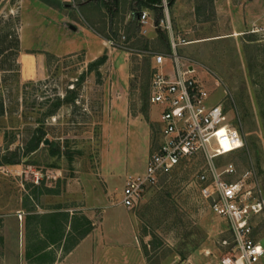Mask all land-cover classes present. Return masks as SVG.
Here are the masks:
<instances>
[{
	"label": "rangeland",
	"instance_id": "1",
	"mask_svg": "<svg viewBox=\"0 0 264 264\" xmlns=\"http://www.w3.org/2000/svg\"><path fill=\"white\" fill-rule=\"evenodd\" d=\"M212 1L198 2L187 36L164 12L159 28L167 41L115 33L94 57L80 47L62 56L43 51V0H0V264H59L88 229L116 221L135 246L130 264H214L231 253L225 221L194 184L201 157L149 188L133 208L119 205L123 177L140 171L157 145L152 57L170 56L171 35L185 41L178 55L242 136L243 147L218 167L232 164L233 180L249 172L247 183L264 198V28L231 37ZM35 136L42 141L32 151ZM253 226L264 246V212Z\"/></svg>",
	"mask_w": 264,
	"mask_h": 264
},
{
	"label": "built area",
	"instance_id": "2",
	"mask_svg": "<svg viewBox=\"0 0 264 264\" xmlns=\"http://www.w3.org/2000/svg\"><path fill=\"white\" fill-rule=\"evenodd\" d=\"M146 20L143 12L140 23ZM184 43L172 39L170 56L152 57L155 70L149 100L159 108L157 145L144 171L125 179L119 203L133 208L149 188L201 157L204 168L194 184L209 210L225 221L232 239L231 253L214 264H264V246L255 239L253 226L254 218L264 212L261 188L247 183L249 172L233 180L236 169L232 164L218 167L220 158L243 147V139L228 123L223 104L211 100L192 65L182 62L177 50Z\"/></svg>",
	"mask_w": 264,
	"mask_h": 264
},
{
	"label": "crops",
	"instance_id": "3",
	"mask_svg": "<svg viewBox=\"0 0 264 264\" xmlns=\"http://www.w3.org/2000/svg\"><path fill=\"white\" fill-rule=\"evenodd\" d=\"M212 2L217 22L226 27L231 37L246 30L252 31L253 27L264 28V6L257 8L256 0ZM40 4L43 7V40L49 42V47H45L43 51L56 56H62L65 50L72 53L76 47H80L97 57L108 50L110 36L115 33L126 38L137 31L145 41H152L157 36L153 11L143 7L137 0H43ZM163 7L165 15L171 17L174 29L183 33L181 36L192 33L189 31L190 27H187L198 22L197 0H175L170 9L163 0ZM143 12L147 13V20L141 24L140 16ZM172 39L177 40L171 35L170 41ZM192 43L196 41L187 45ZM179 47H186V43ZM182 53L183 56L191 58L184 50ZM181 58L186 63V59ZM145 164L133 175L142 173ZM127 175L122 179L123 188ZM119 205L122 206L120 203ZM113 224L102 231L93 228L89 235L73 246L59 264H130L128 250H133L135 246L128 239L126 228L118 225L117 221ZM140 264H144L142 258Z\"/></svg>",
	"mask_w": 264,
	"mask_h": 264
},
{
	"label": "trees",
	"instance_id": "4",
	"mask_svg": "<svg viewBox=\"0 0 264 264\" xmlns=\"http://www.w3.org/2000/svg\"><path fill=\"white\" fill-rule=\"evenodd\" d=\"M139 2V4H141L143 7H146L150 10L153 11L154 13V19L156 20L154 22V27L156 28V33L158 35V39H161V40H164V41H167V34L164 32V31H161L160 30V22H163L164 21V7H163V0H137ZM166 1V6L168 9L171 8V6L173 5V3L175 2V0H165ZM198 1L200 0H197V7H196V14H197V17L199 16L198 14ZM157 17V19H156ZM42 141V138L41 136H35L34 137V140H33V145L32 146V151L36 150L38 145L40 144V142ZM93 230V228L91 227L90 229H88L84 235L81 236V238L79 239L82 240L84 239L87 235H89V233ZM78 241V242H79ZM77 242V243H78ZM76 243V244H77ZM75 244V245H76ZM71 251V250H70Z\"/></svg>",
	"mask_w": 264,
	"mask_h": 264
},
{
	"label": "water",
	"instance_id": "5",
	"mask_svg": "<svg viewBox=\"0 0 264 264\" xmlns=\"http://www.w3.org/2000/svg\"><path fill=\"white\" fill-rule=\"evenodd\" d=\"M43 144H44V145H48L49 142H48L47 140H45Z\"/></svg>",
	"mask_w": 264,
	"mask_h": 264
}]
</instances>
